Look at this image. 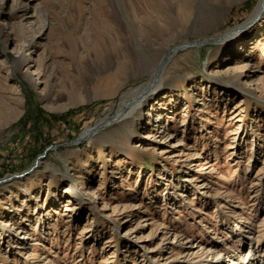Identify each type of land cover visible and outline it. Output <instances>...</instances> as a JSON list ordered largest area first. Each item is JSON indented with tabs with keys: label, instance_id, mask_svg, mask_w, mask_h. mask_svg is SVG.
<instances>
[{
	"label": "rangeland",
	"instance_id": "rangeland-1",
	"mask_svg": "<svg viewBox=\"0 0 264 264\" xmlns=\"http://www.w3.org/2000/svg\"><path fill=\"white\" fill-rule=\"evenodd\" d=\"M259 1L0 0V179L44 154L0 184V264L264 253V11L175 51L142 115L104 123L172 47L229 35Z\"/></svg>",
	"mask_w": 264,
	"mask_h": 264
},
{
	"label": "bare ground",
	"instance_id": "bare-ground-1",
	"mask_svg": "<svg viewBox=\"0 0 264 264\" xmlns=\"http://www.w3.org/2000/svg\"><path fill=\"white\" fill-rule=\"evenodd\" d=\"M263 11H264V0H260L258 4L256 5V7L254 8L252 14H250L248 19H246V23H244L242 26H238L235 30L234 29L230 30L229 35L224 36L225 34H221L218 37L213 38L211 42L212 43L213 42L223 43L228 38L235 39L234 38L235 36H238L243 32V28L245 25L250 24L254 21H258L260 16L263 14ZM233 30L234 32L232 33ZM251 32L253 33L255 31L252 30ZM221 37H223L222 40L220 39ZM186 44L187 42H184L178 46L181 47ZM174 53L175 51H173L172 53H167V55L161 62V66H159L158 70H154L151 73L150 79L148 81L137 86L134 89H131L128 93L122 95L119 104H121L129 95H132L133 97H135V103L131 111H128L125 115L119 116L114 121L113 119H108L104 117L103 119L100 120L101 124H103V122L106 121L107 119L108 121L104 123L107 124L108 126L112 125L113 122L115 123L116 121H120L122 123L124 122L129 123L135 116L137 117L141 116L143 113V109H144L143 104L145 103V100L148 99L151 95H154V93H156L161 87L165 85V83L163 82V73H164L165 63H167L168 60L171 59ZM144 97L146 98L143 99ZM78 140H82V139H80L79 137ZM115 226L116 228L119 227L118 225H115ZM24 234H25V231H24ZM224 259L221 258V261L218 264H264V253H262L260 249H257V247H252L249 245L247 251L244 252L241 255V257H239V260H237V258L234 259L231 256H227V258H224Z\"/></svg>",
	"mask_w": 264,
	"mask_h": 264
},
{
	"label": "water",
	"instance_id": "water-1",
	"mask_svg": "<svg viewBox=\"0 0 264 264\" xmlns=\"http://www.w3.org/2000/svg\"><path fill=\"white\" fill-rule=\"evenodd\" d=\"M262 10H263V8H262ZM255 24H256V21H254V22H252V23H250V24L245 25L244 28H243V32H244L245 30H248L250 27L254 26ZM211 40H212V39L193 41V42H189V43H187L186 45H183V46H181V47H179V46H174V47H172L167 53H172L173 51H177V50H179V49H183V48H186V47H189V46H201V45L206 44V43H211ZM167 53H166V54H167ZM78 139H79V138H76L75 140H73V142H74V143H78V142L82 141V140H78ZM83 140H84V139H83ZM47 149H48V148H46L45 151H46ZM43 157H44V154H42V155H38V156L36 157V159L34 160L33 164H32L28 169H26V170H24V171H22V172H20V173L10 174V175H8V176H5V177L1 178V179H0V184H1V183H4V182H6V181H9V180H12V179H18V178H21V177H23V176H26V175L30 174L32 171H34V170L37 168V166L39 165L40 159L43 158Z\"/></svg>",
	"mask_w": 264,
	"mask_h": 264
},
{
	"label": "trees",
	"instance_id": "trees-1",
	"mask_svg": "<svg viewBox=\"0 0 264 264\" xmlns=\"http://www.w3.org/2000/svg\"><path fill=\"white\" fill-rule=\"evenodd\" d=\"M40 116H41L40 111H36V112H35V118L39 120V119H40ZM41 117H42V116H41ZM42 118H44V116H43ZM36 123H37V126H40V122L36 121ZM36 132L39 133V136L41 135V130H40V129H38ZM36 132H35V133H36ZM41 150H42V147H40V148L37 150V152H33V153H31V154H32V156H31L32 158H30V160L33 161V160L35 159V157L40 153ZM21 167H22V166H21ZM21 167H20V168H21ZM20 168H19V169H20Z\"/></svg>",
	"mask_w": 264,
	"mask_h": 264
}]
</instances>
